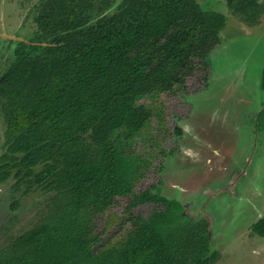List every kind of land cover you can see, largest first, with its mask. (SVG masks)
I'll return each mask as SVG.
<instances>
[{"label":"trees","instance_id":"1","mask_svg":"<svg viewBox=\"0 0 264 264\" xmlns=\"http://www.w3.org/2000/svg\"><path fill=\"white\" fill-rule=\"evenodd\" d=\"M106 3L92 16L93 0H41L37 36L16 42L0 74V184L12 177L15 191L53 193L33 227L0 245V264H214L207 220L158 185L135 187L154 153L137 150L139 140L158 146L160 96L182 90L196 61L209 66L226 17L196 0H121L112 11ZM225 4L249 24L263 13L259 0ZM258 119L262 128L264 111ZM124 198L129 226L103 242L96 224ZM144 204L156 208L132 212ZM250 230L264 237V216Z\"/></svg>","mask_w":264,"mask_h":264},{"label":"rangeland","instance_id":"2","mask_svg":"<svg viewBox=\"0 0 264 264\" xmlns=\"http://www.w3.org/2000/svg\"><path fill=\"white\" fill-rule=\"evenodd\" d=\"M40 1L0 0V74L13 60L16 42L37 36L34 17ZM120 1L110 0L109 10ZM196 1L203 10L225 15L220 44L210 52L206 69L196 61L182 90L160 96L162 128L154 118L151 130L158 146L151 150L148 140H139L137 150L154 153L135 191L158 185L160 194L180 202L186 215L207 220L211 251L219 255L214 264H264V237L250 234L251 225L264 216V123L256 126L264 110V0H259L263 13L254 24L232 14L225 0ZM106 2L93 0L92 16L103 12ZM4 131L0 114V155ZM15 181L10 177L0 184V245L33 227L53 195L37 187L23 194V185L13 189ZM127 205V198L119 199L97 222L103 242L129 226ZM154 208L144 204L132 212L146 217Z\"/></svg>","mask_w":264,"mask_h":264},{"label":"flooded vegetation","instance_id":"3","mask_svg":"<svg viewBox=\"0 0 264 264\" xmlns=\"http://www.w3.org/2000/svg\"><path fill=\"white\" fill-rule=\"evenodd\" d=\"M263 111H264V110H263ZM263 111H262V112H263ZM260 113H261V112H260ZM260 113H259V114H260ZM259 114L257 115V124H256L257 129H259V125H260V122H259V119H258V118H259Z\"/></svg>","mask_w":264,"mask_h":264}]
</instances>
